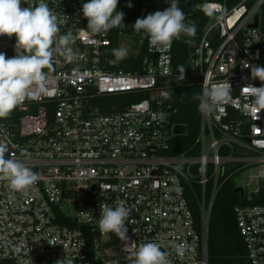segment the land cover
Instances as JSON below:
<instances>
[{
    "label": "built area",
    "instance_id": "built-area-1",
    "mask_svg": "<svg viewBox=\"0 0 264 264\" xmlns=\"http://www.w3.org/2000/svg\"><path fill=\"white\" fill-rule=\"evenodd\" d=\"M39 0H22L21 7ZM60 20L58 35L72 33L74 58L54 51L46 92L27 98L0 118V142L14 158L39 174L26 192L0 182V264H55L64 256L74 264H133L141 242H157L170 264H210L208 231L211 210L224 182L245 176L237 205L239 233L250 264H264V111L240 90L261 87L249 65L264 67V0L198 5L210 15L206 34L174 40L154 49L146 33L118 30L116 60L110 30H86L82 10L88 0H45ZM259 15V27H251ZM185 41L189 74L209 86L229 81L232 99L211 115L200 111L196 150L169 153L176 137L179 110L170 101L175 44ZM15 36L0 37V52L14 56ZM55 47V46H54ZM142 58L140 59V56ZM140 61L126 70L131 58ZM139 97L130 99L129 96ZM200 95V96H201ZM210 187V188H209ZM209 189V191H208ZM201 206V223L190 202ZM124 201L129 242L98 228L100 205ZM66 206L75 213L66 211ZM111 236L112 249L103 248ZM176 245H184L180 256Z\"/></svg>",
    "mask_w": 264,
    "mask_h": 264
},
{
    "label": "clouds",
    "instance_id": "clouds-1",
    "mask_svg": "<svg viewBox=\"0 0 264 264\" xmlns=\"http://www.w3.org/2000/svg\"><path fill=\"white\" fill-rule=\"evenodd\" d=\"M25 3V0H23ZM119 0H88L83 3L81 12L87 20L86 30L92 34H101L124 24L125 14L117 11ZM163 11L149 13L138 18L133 30L143 31L149 38V44L154 49L170 47L174 40L181 36L194 38L196 23L190 20L179 5V0H171ZM22 0H0V37L15 36V55L7 57L0 52V118H7L12 111L27 98H35L46 92L47 74L44 69L49 67L54 51L62 52L68 60L74 58L69 45L72 33L58 35L60 20L49 8L45 0H39L34 6L21 7ZM129 7L132 5L129 4ZM191 42V39L186 40ZM55 46V47H54ZM116 60L127 57V49L112 50ZM251 78L259 79L261 87L245 84L241 92L252 99L253 106L258 111H264V67L249 65ZM185 73V68L181 66ZM199 109L205 115L221 105L228 104L232 99V85L225 81L216 85L203 82ZM9 153L7 145L0 142V182H7L10 187L24 193L39 179V174L13 156L6 158ZM98 228L102 233H114L122 242H129L127 219L130 209L124 201L115 207L100 205ZM176 252L183 256L184 245H176ZM55 264H74V260L64 256ZM133 264H170L168 253L161 250L157 242H141L135 250Z\"/></svg>",
    "mask_w": 264,
    "mask_h": 264
},
{
    "label": "trees",
    "instance_id": "trees-1",
    "mask_svg": "<svg viewBox=\"0 0 264 264\" xmlns=\"http://www.w3.org/2000/svg\"><path fill=\"white\" fill-rule=\"evenodd\" d=\"M241 0H179V5L187 14L188 18L196 23L197 32L194 38L203 37L210 27V15L204 9L197 6L206 2H223L228 8L238 4ZM170 4L171 0H167ZM132 6L129 7L128 5ZM168 7L165 0H119L117 11L125 14L124 24H126L132 33V25L138 18H143L149 13L163 11ZM261 30L264 32V5L261 12ZM111 36L114 48L118 45V30L111 29ZM143 32V31H141ZM140 32V33H141ZM184 37L187 40L188 37ZM177 41L175 44L174 67L175 76L168 79L170 85V101L179 110L178 121L187 128L185 135H180L174 140L169 153L174 155H190L196 150L195 144L201 124V114L199 109L201 87L199 80L189 74L188 49L185 41ZM142 55L140 56V59ZM140 60L131 58L129 63L123 67L126 70L134 71ZM181 66L185 68V73L181 71ZM130 99H139L144 97L129 96ZM210 188V187H209ZM236 182L230 178L226 180L219 191L213 204L209 219L208 248L210 264H250L246 256V247L239 233L235 207L247 203H261L262 197L257 196L251 202L241 193L236 192ZM209 191V189H208ZM264 193V190H263ZM199 222L201 223V206L195 197L191 196L190 202Z\"/></svg>",
    "mask_w": 264,
    "mask_h": 264
},
{
    "label": "rangeland",
    "instance_id": "rangeland-1",
    "mask_svg": "<svg viewBox=\"0 0 264 264\" xmlns=\"http://www.w3.org/2000/svg\"><path fill=\"white\" fill-rule=\"evenodd\" d=\"M245 176H242V177H237L236 178V183L237 184H245ZM66 211L70 214H74L75 211H74V208L71 207V206H66ZM103 248H106V249H112V239H111V236H106L104 237L103 239Z\"/></svg>",
    "mask_w": 264,
    "mask_h": 264
},
{
    "label": "water",
    "instance_id": "water-1",
    "mask_svg": "<svg viewBox=\"0 0 264 264\" xmlns=\"http://www.w3.org/2000/svg\"><path fill=\"white\" fill-rule=\"evenodd\" d=\"M251 27H255V28L259 27V15H257V16L255 17V23L252 24ZM184 131H185V128H184L183 126H178V127L176 128V132H177V133H184ZM235 191H236V192H239V193H241V194H244V190H243L242 187L236 188Z\"/></svg>",
    "mask_w": 264,
    "mask_h": 264
}]
</instances>
